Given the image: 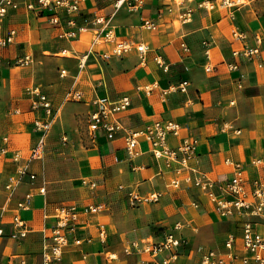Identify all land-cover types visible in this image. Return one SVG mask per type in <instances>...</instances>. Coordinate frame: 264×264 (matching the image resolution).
<instances>
[{
    "label": "crops",
    "instance_id": "crops-1",
    "mask_svg": "<svg viewBox=\"0 0 264 264\" xmlns=\"http://www.w3.org/2000/svg\"><path fill=\"white\" fill-rule=\"evenodd\" d=\"M29 1L20 0L18 8H11L0 28L1 36L11 26L19 29L14 42L0 46V144L9 148L0 157V228L4 229L0 263L44 264L43 244L56 223L55 210L65 205H78L81 211L88 204H104V208L82 215L86 225L69 234L63 259L55 264H84L85 253L95 264H147L154 257L132 245L160 240L169 231L191 239L180 258L183 264H200L208 249L226 252L225 239L230 232L241 235L242 218L222 216L209 195L187 177L204 172L223 183L234 173L228 158L249 162L264 154V0L213 8L201 4L217 0L188 1L194 12L180 27L175 21L182 8L173 1L170 10L171 0H148L138 12L127 7L116 10L107 0H86L78 16L80 25L86 17L105 15L117 36L150 44L144 57L133 49L108 58L103 54L111 44L96 39L100 24L91 23L88 32L71 38L62 35L68 27L64 10H59L62 24L57 26L49 22L50 10L30 9ZM147 16L158 21L157 29L143 26ZM236 27L249 34L252 44L253 34L263 36L257 59L233 55ZM90 49L93 53L82 67L80 58ZM26 54L33 55V60L21 64L19 58ZM51 56L56 67L50 65ZM158 57L168 69L158 63ZM231 63L238 67L231 68ZM63 68L68 70L65 76ZM184 80L190 81L186 92L177 89ZM37 86L54 101L56 115L33 109L32 90ZM73 87L83 92V100L66 99ZM104 95L132 98L131 107L118 114L124 126L181 123V134L171 136L173 144L187 137L199 140L189 168L181 173L175 170L178 164L167 168L147 141L141 143V155L130 157L124 130L99 129L94 137L88 123L93 108L89 100ZM38 118H54L42 160L31 158L42 135L35 127ZM15 152L22 154L20 161L15 160ZM21 164L27 165L28 173L10 189L9 177L18 175ZM249 171L250 178L256 174L254 169ZM174 178L181 180L180 187L171 185ZM43 186L45 193L40 190ZM131 190L163 195L158 202L132 204ZM28 192L33 193L30 208L19 209V201ZM17 213L28 221L27 236H11ZM251 218L264 233V216ZM177 222L183 227L175 229ZM102 228L105 236L100 234ZM78 237L83 239L81 244L76 242Z\"/></svg>",
    "mask_w": 264,
    "mask_h": 264
},
{
    "label": "built area",
    "instance_id": "built-area-1",
    "mask_svg": "<svg viewBox=\"0 0 264 264\" xmlns=\"http://www.w3.org/2000/svg\"><path fill=\"white\" fill-rule=\"evenodd\" d=\"M86 0H30L27 4L30 9H40L43 12L45 9L51 11L49 22L54 25L61 26L62 16L59 10H64L67 14L66 19L68 27L62 35L76 38L80 33L89 30L91 23L100 24L97 30L96 39L98 42L111 44V47L104 52L103 56L108 58L111 56H123L126 53L137 50L143 57L150 49V44L145 41L134 42L127 38L117 36L114 26L111 24L110 18L105 15L97 16L96 18L86 17L85 24L78 23L82 3ZM113 7L118 10L122 7H127L133 12H138L148 0H107ZM182 8L181 17L184 22L191 20L194 9L187 5L188 1L192 0H171L168 5L172 10V2ZM249 0H221L220 6L223 7H238L247 3ZM21 5L20 0H0V28L4 26V20L11 8H18ZM209 8V4H201ZM211 7L215 3L210 2ZM143 26L149 30L158 28V21L152 17L143 18ZM19 29L16 26H11L5 36L0 35V46H7L15 41ZM234 40L237 47L233 49L235 57H246L251 60L257 59L262 51L263 36L256 32L253 34L255 43L250 41L249 34L239 27L233 30ZM208 45V41H205ZM93 50L90 49L80 58L81 66L83 67L88 60ZM208 56H211L210 48L206 49ZM33 60V55L26 54L19 58L21 64H29ZM158 63L163 64L166 69L168 65L161 58H157ZM231 68H237L236 63L230 64ZM210 69V66H209ZM68 70L63 68L61 75H67ZM190 85L189 80H184L177 87L178 90L186 92ZM35 98L32 103L34 110L43 109L47 115L54 116L55 105L54 101L49 97L48 93L41 90L39 86L32 90ZM67 100L84 99V94L81 90L73 87L69 90ZM93 108L88 113V123L91 133L96 137V132L103 129L107 133H113L119 130L125 131L126 149L130 157L141 155V143L147 141L149 143L153 155L162 160L167 168H172L174 164L177 173H181L184 169L189 168L190 161L194 158L199 149V140L197 138H184L179 144H173L171 136H179L182 132L183 125L174 120L166 122L155 121L147 124L143 128H133L124 126L120 121L118 114L129 109L132 105L130 96L113 99L107 95L93 97L89 100ZM54 124L53 119L38 118L35 120V127L42 133L39 141L33 146L31 158L42 160L45 156V148L47 137ZM240 132V130H237ZM7 139V138H5ZM9 148L0 144V157L6 155ZM14 158L20 161L23 156L20 152H15ZM226 162L234 168L233 176L226 179L223 183H218L212 176L201 172L195 178L188 176L189 181H194V184L201 188L209 195L210 200L215 204L216 210L222 216H240L242 218L241 235L237 232H230L225 239L226 252H220L215 249H208L203 252L200 264H229V262L239 261L241 264H264V233L258 229V222L251 218L254 216H264V154L257 155L249 162L235 161L228 158ZM250 169H254L256 173L250 178ZM28 173V167L21 164L18 169V175L9 177L7 187L12 189L18 184L23 176ZM31 178H36L35 172L30 174ZM181 180L174 178L171 185L180 187ZM124 186H121L123 188ZM45 193L46 187L40 188ZM132 204L142 202H158L162 198L161 192H151L141 195L135 190L129 192ZM32 192H28L26 197L19 201L18 208L25 210L30 208ZM104 208V204H88L81 211L78 205L58 206L55 210L56 223L52 228L51 234L46 236L43 244V260L44 264H55L63 259L64 248L69 243V234L77 230L78 227L86 225L82 222V215L95 213ZM13 231L11 236L24 237L27 236L30 227L28 221L17 213L13 219ZM183 227L181 222H177L175 229ZM101 236H105L106 230L102 228ZM4 235V229L0 228V236ZM77 244H81L83 239L78 237ZM189 240L185 236L179 235L175 231H169L166 235L157 241L148 242L145 244L134 243L132 246L143 254H149L154 257L147 264H183L180 260L185 247L189 244ZM241 242V247H238ZM132 246L127 251L132 250ZM161 258L159 259V257ZM26 264V261H23ZM1 264V263H0ZM84 264H95L88 253L84 254Z\"/></svg>",
    "mask_w": 264,
    "mask_h": 264
},
{
    "label": "rangeland",
    "instance_id": "rangeland-1",
    "mask_svg": "<svg viewBox=\"0 0 264 264\" xmlns=\"http://www.w3.org/2000/svg\"><path fill=\"white\" fill-rule=\"evenodd\" d=\"M205 2V1H204ZM220 2H221V0H217L216 2H213V3H215V7H220ZM209 4V6H210V8H213V7H211V5H210V2H208V1H206V4ZM170 18V20L172 19V17H169ZM182 22H183V19H182V17H181V15L176 19V21H175V24H176V26L177 27H180L181 26V24H182ZM49 59H54V60H51V62H50V65L51 66H53V67H56L57 66V63L55 62V58H53V56H51V57H49ZM57 71V70H56ZM68 94V93H67ZM67 96V95H66ZM89 131V130H88ZM88 135L90 136V134H89V132H88ZM91 137V136H90ZM200 232V231H199ZM209 233V232H208ZM206 235V234H205ZM208 235V234H207ZM205 237V236H204ZM188 238V240H191L190 239V237L188 236L187 237ZM207 244V243H206ZM203 245H201V247H202ZM206 246V245H205Z\"/></svg>",
    "mask_w": 264,
    "mask_h": 264
},
{
    "label": "bare ground",
    "instance_id": "bare-ground-1",
    "mask_svg": "<svg viewBox=\"0 0 264 264\" xmlns=\"http://www.w3.org/2000/svg\"><path fill=\"white\" fill-rule=\"evenodd\" d=\"M88 32V31H87ZM90 32V31H89ZM92 38H93V36H92ZM87 39V38H86ZM87 42V41H86Z\"/></svg>",
    "mask_w": 264,
    "mask_h": 264
}]
</instances>
